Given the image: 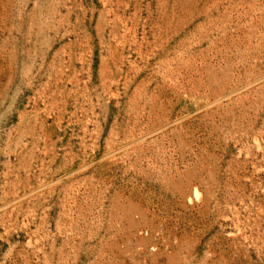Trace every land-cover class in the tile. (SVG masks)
<instances>
[{
    "label": "rangeland",
    "instance_id": "374dc122",
    "mask_svg": "<svg viewBox=\"0 0 264 264\" xmlns=\"http://www.w3.org/2000/svg\"><path fill=\"white\" fill-rule=\"evenodd\" d=\"M0 264H264V0H0Z\"/></svg>",
    "mask_w": 264,
    "mask_h": 264
}]
</instances>
